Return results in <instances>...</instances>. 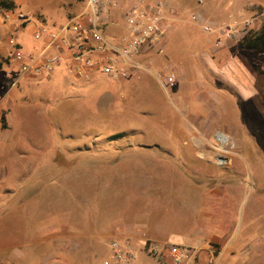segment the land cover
<instances>
[{"label":"rangeland","instance_id":"374dc122","mask_svg":"<svg viewBox=\"0 0 264 264\" xmlns=\"http://www.w3.org/2000/svg\"><path fill=\"white\" fill-rule=\"evenodd\" d=\"M14 1L51 25L84 7L81 0ZM217 2L253 20V29L264 23V0ZM5 10L0 264H106L111 239L129 230L180 243L191 234L231 235L241 264H264V44L218 45L222 34L204 32L193 14L143 57L153 74L79 77L61 64L12 86L7 39L15 35L27 52L38 42L32 24L13 32ZM167 63L177 72L168 89L157 76ZM138 252L137 264H161Z\"/></svg>","mask_w":264,"mask_h":264},{"label":"built area","instance_id":"2783aa9c","mask_svg":"<svg viewBox=\"0 0 264 264\" xmlns=\"http://www.w3.org/2000/svg\"><path fill=\"white\" fill-rule=\"evenodd\" d=\"M175 16L168 0H85L78 14L58 25H51L30 11L6 9L4 21L12 31L23 32L32 24L36 27L32 36L38 42L27 52L17 37L10 35L7 76L12 86H16L24 77L48 76L61 64L79 77L93 73L115 80L137 76L141 71H149L143 57L162 48L173 29ZM194 18L204 32L222 34L218 45L245 38L254 23L239 19L218 23L202 12L194 14ZM165 69L157 76L168 89L176 84L177 72L171 63ZM132 234L133 231H128L111 239L106 264H137L139 254ZM142 236L143 248L161 264H219L221 258V251L215 246H211L208 257L201 262L199 247L174 240L160 242L144 233Z\"/></svg>","mask_w":264,"mask_h":264},{"label":"crops","instance_id":"0c3cea01","mask_svg":"<svg viewBox=\"0 0 264 264\" xmlns=\"http://www.w3.org/2000/svg\"><path fill=\"white\" fill-rule=\"evenodd\" d=\"M17 1H18V3L22 2V0H17ZM168 2L171 4V6L176 11V13H175L176 16L173 19V27L175 26V24L178 21H182L183 19H189L191 15L196 14L197 12H202L205 15L210 14L213 19H216L215 22L218 21V23H219V21H221L220 23H222L224 21L236 20V19L240 18V16L237 17V14H236L237 10L228 9L226 7V5H224L222 2H217V0H202L201 3H199V0H168ZM213 4H216V7H215L216 9L219 8V10H221L220 14L218 16L215 15L216 12L214 13V15H213V13H211L214 11V8H213L214 5ZM211 8L213 11H211ZM229 13H231V15H230L231 17L229 19H226L227 18L226 16ZM233 15H234V17H232ZM219 18H223V19L219 20ZM7 42H8V39H7ZM1 44L2 43L0 41V45ZM37 45H38V43H37ZM8 46L10 47L9 42H8ZM145 59L147 60L149 58H144L143 60L145 61L144 63L150 68L149 65H150L151 61L146 62ZM145 72H150V74H153V71L151 70V68L149 69V71H145ZM231 73L234 74L233 76L235 77V79L236 78H237V80L239 79L238 74H240V71L234 72V70H232ZM3 75H4L3 73H2V75L0 74V82L3 78ZM50 75H48V76H50ZM48 76H44V77H48ZM3 84L4 83L2 82V85ZM0 95H1V92H0ZM221 158L222 159L224 158L225 160L227 159L225 157H221ZM129 231H132V230H129ZM136 232L137 231H133V234H132L133 235V244L135 245V247L137 248L138 251H139V249L144 250V248H143L144 239L142 236L143 234H141L139 236L138 234H135ZM180 238L185 240V244L193 245V246H196V247H199L202 249L201 253H200V261L201 262H204L206 260V258L209 255V249L211 248V246L216 244V245H218L217 248L220 249V251H221V258H220L219 264L222 261L224 254H226L227 252L230 253L228 264H241V262H240L241 260L238 257V252L232 251V248H230V246H228L229 240L231 239V235L228 237H219L216 234H205L204 235L201 233L198 236H194V234H191V235L181 236Z\"/></svg>","mask_w":264,"mask_h":264},{"label":"trees","instance_id":"16d2710c","mask_svg":"<svg viewBox=\"0 0 264 264\" xmlns=\"http://www.w3.org/2000/svg\"><path fill=\"white\" fill-rule=\"evenodd\" d=\"M85 3V0H81ZM16 7L14 0H0V8L11 9ZM244 47L260 48L264 44V23L257 29H251L249 34L241 39Z\"/></svg>","mask_w":264,"mask_h":264},{"label":"bare ground","instance_id":"6f19581e","mask_svg":"<svg viewBox=\"0 0 264 264\" xmlns=\"http://www.w3.org/2000/svg\"><path fill=\"white\" fill-rule=\"evenodd\" d=\"M220 138H222L224 141L227 140V137L225 135H223V134L220 135Z\"/></svg>","mask_w":264,"mask_h":264}]
</instances>
